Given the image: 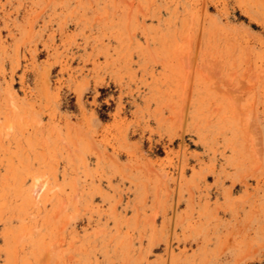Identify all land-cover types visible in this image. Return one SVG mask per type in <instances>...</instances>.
Here are the masks:
<instances>
[{
  "label": "rangeland",
  "instance_id": "obj_1",
  "mask_svg": "<svg viewBox=\"0 0 264 264\" xmlns=\"http://www.w3.org/2000/svg\"><path fill=\"white\" fill-rule=\"evenodd\" d=\"M0 264H264V0H0Z\"/></svg>",
  "mask_w": 264,
  "mask_h": 264
}]
</instances>
